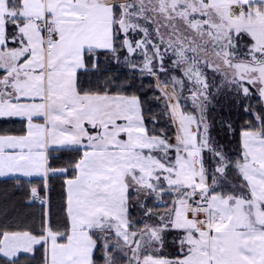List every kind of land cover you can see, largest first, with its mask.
Instances as JSON below:
<instances>
[{
  "label": "snow or ice",
  "instance_id": "6c2138e0",
  "mask_svg": "<svg viewBox=\"0 0 264 264\" xmlns=\"http://www.w3.org/2000/svg\"><path fill=\"white\" fill-rule=\"evenodd\" d=\"M0 264H264V0H0Z\"/></svg>",
  "mask_w": 264,
  "mask_h": 264
}]
</instances>
